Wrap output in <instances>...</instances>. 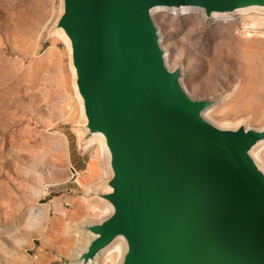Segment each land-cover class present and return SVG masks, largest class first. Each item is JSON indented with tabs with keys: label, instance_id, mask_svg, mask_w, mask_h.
I'll use <instances>...</instances> for the list:
<instances>
[{
	"label": "water",
	"instance_id": "1",
	"mask_svg": "<svg viewBox=\"0 0 264 264\" xmlns=\"http://www.w3.org/2000/svg\"><path fill=\"white\" fill-rule=\"evenodd\" d=\"M180 4L210 12L264 0H66L79 89L117 188L90 253L124 232L123 264H264V180L248 152L261 133L212 126L165 66L150 8Z\"/></svg>",
	"mask_w": 264,
	"mask_h": 264
},
{
	"label": "rangeland",
	"instance_id": "2",
	"mask_svg": "<svg viewBox=\"0 0 264 264\" xmlns=\"http://www.w3.org/2000/svg\"><path fill=\"white\" fill-rule=\"evenodd\" d=\"M171 6L151 16L159 45L190 98L211 110L206 120L224 131L264 129V75L237 57L242 33L264 40V7L216 21L204 8ZM66 11V0H0V264H115L119 256L93 257L88 247L93 227L115 211L104 213L115 203L106 190L115 173L100 141L88 145L95 130L78 97ZM259 138L264 162V131ZM47 238L63 242L61 255H40Z\"/></svg>",
	"mask_w": 264,
	"mask_h": 264
},
{
	"label": "bare ground",
	"instance_id": "3",
	"mask_svg": "<svg viewBox=\"0 0 264 264\" xmlns=\"http://www.w3.org/2000/svg\"><path fill=\"white\" fill-rule=\"evenodd\" d=\"M166 5H156L150 8V15L152 16L154 11L157 10V8L159 7H165ZM197 8L194 5H189V4H180V5H173L171 6V8ZM264 7V4H251V5H245V6H240V7H236L232 10H236L238 11V14H242L243 17L249 16L246 14H243L245 12H247L250 9H258V8H262ZM230 10H212L210 11V15L213 18V20H223L221 18H226V17H232L233 15H224V14H228ZM246 15V16H244ZM240 17V16H239ZM237 19V17L235 18ZM65 34V38L66 40L69 42V44H71V39L69 37V35L67 34V32L63 29L62 31ZM242 35H246L248 36L245 40L241 39V42L239 43V51L237 52V57L239 58V60H243V62L245 61L248 64L249 67V62L251 64L255 65V74H262L264 75V40H260L257 38H251L249 39V35H251V33L249 32V30L246 33H242ZM160 40V39H159ZM163 60L165 63V66L167 67V55L165 56V53H163ZM264 78V77H263ZM179 83L182 87V89L184 90V92L189 96V92L187 91V89L181 84V81L179 80ZM78 97L81 101V107H82V111H84L83 113L86 115L87 119L90 120V117L86 111L85 108V102H84V98L81 94V92L78 89ZM190 97V96H189ZM211 110H209L208 108H205L203 110V112L200 114L201 117L207 121V117H211ZM85 118V117H84ZM208 122V121H207ZM209 123V122H208ZM211 124V123H210ZM212 126H214L215 128L219 129V130H223L220 129L218 127H216L215 125L211 124ZM252 129V128H249ZM245 131H247L248 129H244ZM257 130V129H255ZM260 133H262L264 131V129L262 130H257ZM95 140H99L101 143V150L104 152V154H107L108 156V163H109V169L112 172H115L114 167H113V160H112V151L111 148L107 142V138L105 136V134L100 131V130H95V132L93 133L92 138L88 141V145L90 146V144L95 141ZM262 146L263 143L261 141V138H256L254 140H252L249 145H248V152L251 155V157L253 158L254 162H255V170L257 171V173L262 177V179L264 180V167L262 165H264V162H262L263 160L261 159L262 156H260V152L262 150ZM108 171L107 169H104L103 172ZM92 186L90 185L88 190L86 192H90L91 191ZM106 190L108 191H113V190H117L116 187L112 188L111 186L108 188H106ZM106 207L104 208V213L110 211L111 210H115L116 209V204L115 203H107L105 205ZM108 214V213H107ZM100 236V233H96V238ZM130 248V238L124 233V232H119L116 233L112 239L106 244L103 245L101 247H99L95 253L93 254V257H96L98 254L100 253H107V261H111L112 258L116 257L115 255V251L118 250L119 251V256L117 261L115 262V264H117L121 258V261L119 264H123L125 261V258L127 256V253L129 251ZM103 255V254H102ZM113 256V257H112Z\"/></svg>",
	"mask_w": 264,
	"mask_h": 264
},
{
	"label": "crops",
	"instance_id": "4",
	"mask_svg": "<svg viewBox=\"0 0 264 264\" xmlns=\"http://www.w3.org/2000/svg\"><path fill=\"white\" fill-rule=\"evenodd\" d=\"M92 238H94V237L92 236L91 239ZM92 241L93 240L90 241V243L88 244V247L91 246V244L93 243ZM62 246H63V242L61 240H56V239L51 240V239L47 238V239H44L42 241V245H40L38 247V251L40 250V252H41L40 255L41 256L48 257V256H54L52 254L49 255L50 249H53L55 251V253H54L55 256H59L62 253L61 252H58V251H62V249H63Z\"/></svg>",
	"mask_w": 264,
	"mask_h": 264
}]
</instances>
